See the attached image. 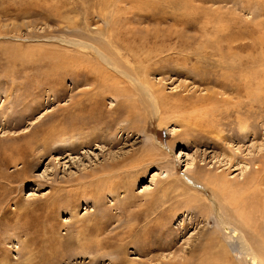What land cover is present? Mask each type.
Wrapping results in <instances>:
<instances>
[{
  "label": "rangeland",
  "instance_id": "1",
  "mask_svg": "<svg viewBox=\"0 0 264 264\" xmlns=\"http://www.w3.org/2000/svg\"><path fill=\"white\" fill-rule=\"evenodd\" d=\"M257 174L264 0H0V264H251L222 223L264 244Z\"/></svg>",
  "mask_w": 264,
  "mask_h": 264
},
{
  "label": "bare ground",
  "instance_id": "2",
  "mask_svg": "<svg viewBox=\"0 0 264 264\" xmlns=\"http://www.w3.org/2000/svg\"><path fill=\"white\" fill-rule=\"evenodd\" d=\"M144 16V15H143ZM112 19H114V18H112ZM116 19V18H115ZM110 23V26H112L113 27V23L111 22V21H107V23ZM108 23V24H109ZM115 27V26H114ZM128 29V28H127ZM141 29H143V28H141ZM145 31V30H144ZM126 32V31H125ZM126 33H128V32H126ZM131 33V32H130ZM115 33L113 32V35H114ZM118 35H119V33H117ZM136 34H138L137 32H136ZM142 34H143V32H142ZM127 35V34H126ZM141 35V34H140ZM145 36H146V34H144ZM144 35H142V37H144ZM148 35V34H147ZM151 35V34H150ZM153 35H155V34H152V36ZM120 36V35H119ZM135 36H137V35H135ZM132 37V36H131ZM139 37H141V36H139ZM142 37H141V40H142ZM151 37V36H150ZM112 39H113V42L114 43H116V44H118L119 45V47H120V50H122L121 49V46L124 48V51L126 52V51H128V52H126V53H128V56L130 55V58H131V60L130 59H127V58H125V60H123L122 61V59H121V57L119 58V60H120V62H125L127 65H128V67H122L123 69H115L116 71H115V74H112L113 75V77L112 78H110V79H112V81L110 82V83H104V84H99V82H96V84H95V86H101L102 87V94L103 95H105V94H111V95H113V96H115L117 99H119V101H118V103H119V105H120V103H123L124 101L125 102H127L126 104H128V105H126V110L125 111H127V113H129V114H131L132 112V110H133V108H135V106H136V101H137V99H131V96H133L134 95V93H133V91H134V86L136 87V88H138V87H140L141 88V90L143 91V92H145L147 95H149V96H151L152 97V94H150V90L148 91V89L147 88H145L144 87V85L141 83V81H140V76L141 75H144L145 73H146V71L148 70L147 68H148V65H146L145 64V62H149L148 60V58L146 57V58H144V59H146V61H143V63H142V61L140 60L141 58H140V56H139V52L137 53L136 52V50L134 49V48H132L130 45H128V44H126V45H122L123 43H121V41H120V39L118 38V37H116V36H112ZM128 39V38H127ZM132 39V38H131ZM145 39V38H144ZM155 39H156V37H155ZM162 39V38H161ZM135 40V39H134ZM137 40V39H136ZM146 40V39H145ZM145 40H144V42H145ZM151 40V39H150ZM143 41V40H142ZM147 41V40H146ZM152 41V40H151ZM160 41V40H159ZM138 42V41H137ZM148 42V41H147ZM78 44H81V45H83L84 47H86V48H90V49H94L95 51H96V54H97V57L99 58V59H101V61L102 62H104V61H106V60H104V58H103V56H102V54L100 53V51H99V49L96 47V45H94L93 43H88L87 41H79V42H77ZM77 43H73V44H76V45H78ZM130 43H132V42H130ZM146 43V42H145ZM160 43V42H159ZM154 44H156V43H154L153 42V45ZM152 45V47H154ZM78 46H80V45H78ZM82 47V46H81ZM134 47V46H133ZM149 48V47H148ZM149 49H151V48H149ZM148 49V50H149ZM162 49V48H161ZM141 50H143V49H141ZM153 50H154V48H153ZM138 51H140V50H138ZM151 51V50H150ZM149 51V52H150ZM162 51H163V49H162ZM122 52V51H121ZM146 52V51H145ZM153 52V51H152ZM143 54H145L144 52H143ZM157 54V53H156ZM154 57V56H153ZM127 59V60H126ZM109 61V60H108ZM129 62H131L130 64H128ZM108 63V62H107ZM132 67H137L136 69H133ZM82 68H83V66H82ZM95 71H97V72H100V73H102L103 75L105 74V71H104V69H103V71H102V68H93ZM86 71V70H85ZM90 71V70H89ZM93 71V70H92ZM94 74H95V72H93ZM98 74V73H97ZM122 74V75H121ZM124 75V76H123ZM86 76H87V74H86ZM92 76V78L93 79H95L96 80V78L93 76V74L91 75ZM95 76H96V74H95ZM145 76V75H144ZM143 76V77H144ZM100 77V76H99ZM146 78V77H145ZM93 79H92V81H93ZM104 79V78H103ZM143 80H145V79H143ZM105 81V80H104ZM113 81H114V83H113ZM123 82H129V83H131V84H125L123 87H119L118 85H116L117 83H123ZM145 82V81H144ZM147 82V81H146ZM130 85H132L133 87H131V88H129L128 86H130ZM148 86V85H147ZM132 89H133V91H132ZM238 89H240V88H238ZM129 99H131L130 100V102H128V101H126V100H129ZM138 105V104H137ZM155 112H157V107H155ZM241 116V115H240ZM250 117V116H249ZM59 131V130H58ZM257 175H259V176H257L256 177V175L255 176H253L252 178L253 179H251L252 181H251V183H257V185L258 186H260V184L262 185V183H264V181H262V180H264V176L263 175H260V174H257ZM242 180V179H241ZM229 182V181H228ZM230 183V182H229ZM229 183H227V184H229ZM240 183V182H239ZM253 183V184H254ZM249 184V181H246L245 180V183L243 184L242 183V185L244 186V185H248ZM238 185H240L241 186V184H238ZM251 185V184H250ZM234 186V185H233ZM236 187V186H235ZM228 189V188H227ZM243 190V189H242ZM260 190V189H259ZM247 191V190H246ZM262 191V195H261V197H262V199L260 200V202H259V200L258 201H256L253 205H254V208L253 209H258V206H259V203L261 204V205H264V189L263 190H261ZM226 193V192H225ZM241 195H242V193H240ZM258 194V193H257ZM230 195V194H229ZM244 196V195H243ZM228 197V196H227ZM233 197V196H232ZM231 197V198H232ZM251 197V196H250ZM247 198V197H246ZM254 197H251V200L253 199ZM218 199V198H217ZM232 201V200H231ZM233 202V201H232ZM237 202H236V200L234 199V202H233V204L235 205ZM245 205H246V203H245ZM259 210V209H258ZM261 217H263L264 216V207H263V211L262 212H260V213H258ZM239 218H241V219H244V218H246L247 219V217H246V215H245V213H242V215H240L239 216ZM237 220V219H236ZM238 223V224H237ZM237 223H235V224H237L241 229H236V228H234V227H230V226H226L224 223H222L223 224V226H225L226 227V230H227V233H228V235H235V236H232V241H233V243H237V247H239L240 249H241V251L244 253V255L249 259V261L251 262V264L253 263V264H263V260H262V258H264L263 256H264V244H261V242L260 243H254V242H252V239H250V237H249V235L245 232V230H244V228H243V226L240 224V222H239V220H237ZM225 251V250H224ZM260 253H261V255H260ZM118 256V255H117ZM117 258V257H116ZM237 261V260H236ZM231 264V263H230ZM236 264V263H235ZM238 264V263H237Z\"/></svg>",
  "mask_w": 264,
  "mask_h": 264
}]
</instances>
